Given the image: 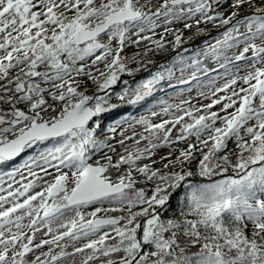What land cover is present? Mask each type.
<instances>
[{
  "label": "snow or ice",
  "instance_id": "obj_1",
  "mask_svg": "<svg viewBox=\"0 0 264 264\" xmlns=\"http://www.w3.org/2000/svg\"><path fill=\"white\" fill-rule=\"evenodd\" d=\"M0 264H264V0H0Z\"/></svg>",
  "mask_w": 264,
  "mask_h": 264
},
{
  "label": "flooded vegetation",
  "instance_id": "obj_2",
  "mask_svg": "<svg viewBox=\"0 0 264 264\" xmlns=\"http://www.w3.org/2000/svg\"><path fill=\"white\" fill-rule=\"evenodd\" d=\"M203 37L204 36L196 37V38H194V41H198L199 40V42H200V41L203 40ZM143 45H144L143 43L140 45L141 47L140 46L139 47H136V46H133V45H129L128 46L129 51H127V55L128 56H132L136 52L143 51V49L145 47ZM187 45H188L187 43H186V45H183L182 46V49L183 48H187L186 47ZM188 49L190 50V48H188ZM177 51H180V50L178 49ZM175 55H176V53L170 50L167 53L161 54L160 56L151 59L150 61H152V63H147L146 62L147 64H145V65L144 64L143 65L141 64L140 66H136V64H135V66L133 67V69L139 68L140 71L136 72L134 76H129L127 74H123L122 75V80H128L129 81V84L132 87H135V84L138 83L139 81L149 78L148 75H147L149 71H151V73L157 71L159 65L164 64L165 62H170L171 58L173 56H175ZM168 90L169 89H167V92H168ZM164 94L165 93H157L156 95L159 97V96H162Z\"/></svg>",
  "mask_w": 264,
  "mask_h": 264
},
{
  "label": "rangeland",
  "instance_id": "obj_3",
  "mask_svg": "<svg viewBox=\"0 0 264 264\" xmlns=\"http://www.w3.org/2000/svg\"><path fill=\"white\" fill-rule=\"evenodd\" d=\"M209 27V29H210V31H211V36H204L203 37V40L202 41H200L199 42V40L198 41H194V38H196V37H199V36H195L192 40H190V41H188V42H186L188 45L186 46L187 48H190V51L188 52V53H186V55H191L192 54V52L193 51H195V50H197V49H199L200 47H203V41H205V40H209V41H211V37L212 36H215L216 34H217V31H216V29H214V28H212V26L211 25H209L208 26ZM159 31V30H158ZM193 32H194V30H193ZM193 32H185V36L187 37V36H191V35H193ZM193 41V42H192ZM186 43L184 44V45H186ZM143 46H145V44L143 45ZM141 47V46H140ZM133 49V48H132ZM180 51H182V49H179ZM127 51H129V49H128V47L125 49V52H124V55H126V56H128L127 55ZM161 54H156V55H149L148 57H147V59H144L143 61V63H141L142 65L144 64H147V63H149L148 61L149 60H151V59H153V58H155V57H158V56H160ZM133 56V55H132ZM130 57V56H129ZM147 62V63H146ZM135 64H136V66H140L141 64H137V63H129V67L130 68H133L134 66H135ZM165 87H166V85H164ZM89 89H93V87L91 86V85H89ZM172 90L171 89H169L168 90V92H171ZM192 95H195V92H193V94ZM165 99H167L168 98V96L166 95V94H164V95H162ZM112 102L113 103H116L117 101H116V99H115V97H113V99H112ZM134 115H136L137 117H139L140 115H148V112L144 109V110H142V111H140V112H138V113H135ZM167 151V149H162L161 150V153H163V152H166Z\"/></svg>",
  "mask_w": 264,
  "mask_h": 264
},
{
  "label": "trees",
  "instance_id": "obj_4",
  "mask_svg": "<svg viewBox=\"0 0 264 264\" xmlns=\"http://www.w3.org/2000/svg\"><path fill=\"white\" fill-rule=\"evenodd\" d=\"M150 73H151V71H149L148 72V77L150 76ZM119 89L117 88V91H118ZM95 91V89L93 88V89H89V91H88V94H92L93 92ZM157 93H155V95H156ZM101 95H102V93H101ZM149 99H151V98H149ZM142 110H144V109H139V110H136V111H134L133 112V110L131 109V108H127V109H125L124 111L127 113V112H132L133 114H135V113H138V112H140V111H142Z\"/></svg>",
  "mask_w": 264,
  "mask_h": 264
}]
</instances>
